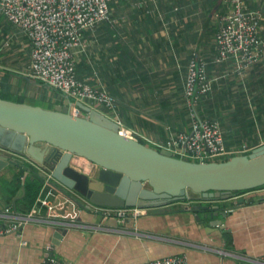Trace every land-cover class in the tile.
Listing matches in <instances>:
<instances>
[{
    "label": "crops",
    "instance_id": "1",
    "mask_svg": "<svg viewBox=\"0 0 264 264\" xmlns=\"http://www.w3.org/2000/svg\"><path fill=\"white\" fill-rule=\"evenodd\" d=\"M112 1L118 5L113 7V27H117V34L115 31L114 39L111 35L108 37L100 24L94 32L86 35L90 45L88 53L80 60L79 77L113 90L117 114L125 127L135 134V138L143 139L155 148L179 133H192L193 119L184 92L189 61L192 57L207 61L215 57L217 15L227 0L222 4L219 0ZM212 1L215 2L209 4ZM252 2L254 7L264 8V4L257 0ZM161 12L169 21L166 20L159 29L146 22L148 15L163 21ZM8 22L0 14V84L4 68L2 34ZM11 30V33H17L18 39L9 46L5 42L3 47L4 51L12 50L13 64L9 67L14 71L13 84L15 89L22 86V91L31 96L28 88L33 87L31 83L38 85V79L29 75V38L14 25ZM209 75L218 85L209 102L201 100L199 107L205 115L211 114L213 119L221 122L229 149L243 148L238 153L242 154L246 153L244 147L252 152L263 145L264 127L252 130L234 116L236 94L241 86L233 74L232 64H210ZM250 76L251 73L247 76L248 81ZM253 76L258 78L257 69ZM22 79L27 82L25 86ZM41 94L43 96L42 90ZM47 97L51 105L48 108L64 104L68 99L58 90L49 91ZM80 107L89 117L116 121V115L101 105L82 101ZM21 138L0 127V146L17 147L22 144ZM72 165L86 173L85 169L93 170L82 157L75 156ZM10 169L0 171V226L3 227L18 221L6 214L7 208L11 207L17 217L27 214L20 206L24 197L17 200L15 209L14 201L22 195V189L16 192L19 169H13L15 172ZM145 191L140 188L136 196H128L130 203L136 205L127 208L139 209L140 214H129L122 219L97 206L88 209L68 206L64 194L54 192L50 186H42L38 198L56 206V217L48 219L50 205H42L36 219L18 231L0 235V264H45L51 252L71 264H143L179 255H186L191 264H253L255 260H263L262 189L239 193L236 198L220 192L196 197L203 205L234 208L223 220L225 229L220 225L201 224L196 220V214L183 211L180 205L149 207L162 204L164 199H148ZM240 198L246 199L247 203L238 206ZM58 228L67 232L56 239ZM228 234L232 236L231 246L228 245ZM56 240L58 244L54 243Z\"/></svg>",
    "mask_w": 264,
    "mask_h": 264
},
{
    "label": "water",
    "instance_id": "2",
    "mask_svg": "<svg viewBox=\"0 0 264 264\" xmlns=\"http://www.w3.org/2000/svg\"><path fill=\"white\" fill-rule=\"evenodd\" d=\"M73 104L67 99L45 108L0 97V127L22 136L17 147L0 146V171L23 170L22 195L15 199V209L17 200L26 196L28 178L64 194L68 206L83 209L134 207L128 196H136L141 188L147 190L148 199H164L149 207L180 205L183 211L196 214L201 224L225 229L223 220L234 208L203 205L196 197L220 192L236 198V192L264 187V144L250 154L224 161H193L127 137L111 119L74 116ZM75 156L86 158L96 168L89 174L79 171L72 165ZM245 203L246 199H238V206ZM66 232L58 228L56 239Z\"/></svg>",
    "mask_w": 264,
    "mask_h": 264
},
{
    "label": "built area",
    "instance_id": "3",
    "mask_svg": "<svg viewBox=\"0 0 264 264\" xmlns=\"http://www.w3.org/2000/svg\"><path fill=\"white\" fill-rule=\"evenodd\" d=\"M112 0H0V14L20 29L28 38L30 74L47 86L61 91L74 102L88 101L105 107L116 115L120 132L135 137L125 127L117 114L116 99L103 85L92 84L78 75V64L88 53L86 35L112 19ZM253 0H227L225 8L218 13L216 32L217 53L213 60L194 57L188 65L185 97L193 119L192 133H179L159 148L171 150L177 157L195 161H211L238 151L227 147L225 132L218 120L202 119L197 111L200 98L214 88L215 79L209 75L210 64L231 63L233 74L246 81L252 68L264 61V10L254 7ZM162 16V15H161ZM9 46V41L6 42ZM74 116H81V109L74 104ZM244 151H249L244 147ZM85 159V158H84ZM91 168H96L89 160ZM92 172V170L90 171ZM88 172V174L90 173ZM49 206L48 200L38 198L36 204L23 217L14 216L11 207L6 214L18 219L8 227L0 226V235L18 231L22 226L40 215V206ZM109 214L116 213L122 219L130 214L137 216L139 209L105 208ZM56 206L50 205L48 219L56 217ZM45 264H71L56 256H50ZM143 264H191L186 255L170 256ZM253 264H264L255 260Z\"/></svg>",
    "mask_w": 264,
    "mask_h": 264
},
{
    "label": "trees",
    "instance_id": "4",
    "mask_svg": "<svg viewBox=\"0 0 264 264\" xmlns=\"http://www.w3.org/2000/svg\"><path fill=\"white\" fill-rule=\"evenodd\" d=\"M214 2L215 1H212L209 4L214 3ZM117 6L118 5L115 1L110 2V7L112 9V16H111L112 19H111V21H106V22L102 23V26L104 27L106 33L108 34V37L111 35L113 37V39H114L113 34L115 33V31L117 34V30H116L117 27L116 28L113 27V24H115V22L113 21V7L117 8ZM213 6H214V4H213ZM178 12L174 13V15H176ZM141 13H143L142 10H141ZM162 20L163 21H160V19L150 17L148 15L146 22L153 23L155 28L159 29L163 23H166V20L169 21V19L167 17H165V15L163 13H162ZM8 23L9 24L6 25L5 31H3L4 33L2 34V65L4 66V68H2V81L0 84V97L15 100L18 102H28V103H30V101H32V100H35L36 98H39L42 101H45L46 103L49 104L47 94L51 90L55 91V89L46 88V86L43 85V83L39 80H38V85H40V89L43 92L42 97H35L32 95L29 96L26 91H22V89H21L22 86L16 88L17 90L15 89V85L13 84V75H14V73H13L14 71L12 70L13 67H9L10 65L13 64V62L11 61L13 58V56L11 55L12 50L4 51V47H3L5 42L9 41V43H11L14 40L11 37H9L10 33L12 31L11 30L12 24L10 22H8ZM115 38H116V36H115ZM192 58H194V57H192ZM191 59H190V61H191ZM190 61H189V63H190ZM78 66H79V64H78ZM255 69H257L259 72L258 78L253 76ZM250 73H251V76H250L249 81L246 80V81H241V82L239 81L238 82V83H240L241 87H240V91H238L236 94L238 97L234 103L235 104L234 116L237 117L239 122L240 121L245 122V124L247 126H249L250 129L253 130L256 127H261V126L264 127V61L256 64L252 68ZM187 74H188V71H187ZM22 84H27L25 79H22ZM217 85L218 84L214 83L213 90L210 93H207L206 95L202 96L198 102L197 111H198V114L200 115L201 118H204V119L209 118L212 120L214 117L211 114L205 115L202 111V108L199 107V103L201 100L209 102L211 94L217 88ZM41 86H43V87L41 88ZM19 88H20V90H19ZM108 90L114 95L113 90H111L109 87H108ZM184 92H185V85H184ZM233 95H234V93H233ZM114 97L116 98L115 95H114ZM116 104H117V101H116ZM241 116H243L242 120H240ZM213 120H217V119H213ZM262 134L263 135H261V136L263 138L264 137V131H262ZM245 136L247 137L248 135H245ZM256 136L259 137L260 135H256ZM226 144H227V147L229 148V142ZM242 149L243 148H240L238 150H234V151H238V152L237 153L236 152L231 153L230 155L224 156L223 158L229 159V158L233 157L234 155L240 153ZM22 178H23V170H19L18 175L16 176V181H17L16 192H19L22 188ZM42 186L43 185L36 179H31V178L27 179V182H26L27 193H26V196L21 200V204H20V206H23L25 208V211H24L25 214L28 213L32 209V207L36 204L37 199L39 197V194L41 192ZM262 188L263 187L258 188V189H262ZM254 190H256V189H254ZM249 191H252V190H249ZM244 192H248V191H244ZM244 192H236V194L244 193ZM227 237H228V245L231 246L232 236H230L228 234Z\"/></svg>",
    "mask_w": 264,
    "mask_h": 264
},
{
    "label": "rangeland",
    "instance_id": "5",
    "mask_svg": "<svg viewBox=\"0 0 264 264\" xmlns=\"http://www.w3.org/2000/svg\"><path fill=\"white\" fill-rule=\"evenodd\" d=\"M260 1H262V2H260ZM257 2H259V3H263L264 4V0H257ZM251 3L253 4V2L251 1ZM258 3V4H259ZM225 8V7H224ZM264 9V8H263ZM16 33V32H15ZM17 34V33H16ZM16 34H13V33H10V36L9 37H11L12 39H14V42H15V40L16 39H18V37H17V35ZM8 37V38H9ZM16 79V78H15ZM32 85H33V87H31L30 86V88H28V90L29 91H31V94L32 95H34L35 97H42V94H41V90H39L40 89V87H38V85H36V83H31ZM24 86H25V84H24ZM47 87V86H46ZM48 88V87H47ZM30 103L31 104H34V105H41V106H43V107H51V105L50 104H48V103H46L45 101H42L41 99H39V98H36L35 100H32V101H30ZM139 136V135H138ZM143 142H145L146 144H148V145H150V146H152V144H150L149 142H146L145 140H143V139H141ZM250 153H252L251 151H246V153H242V154H250ZM191 160V159H190ZM212 161H224V160H227V159H225V158H223V156H221V157H216V158H213V159H211Z\"/></svg>",
    "mask_w": 264,
    "mask_h": 264
},
{
    "label": "bare ground",
    "instance_id": "6",
    "mask_svg": "<svg viewBox=\"0 0 264 264\" xmlns=\"http://www.w3.org/2000/svg\"><path fill=\"white\" fill-rule=\"evenodd\" d=\"M31 77H33L31 74H29ZM35 78V77H34ZM35 79H37V78H35ZM39 80V79H38ZM39 81H41V80H39ZM43 83V82H42ZM45 84V83H44ZM46 85V84H45ZM49 87V86H48ZM49 88H51V89H54V88H52V87H49ZM55 90H57V89H55ZM59 91V90H58ZM59 92H61V91H59ZM62 93V92H61ZM63 94V93H62ZM66 96V95H65ZM67 97V96H66ZM68 99H70L69 97H67ZM74 104H78V103H80V102H82V101H79V102H74L72 99H70ZM74 104H73V106H74ZM72 106V107H73ZM78 106V105H77ZM55 107V106H54ZM53 107V108H54ZM80 109H81V107L80 106H78ZM46 108H48V107H46ZM81 111H82V109H81ZM71 113H72V108H71ZM82 115H84V113L82 112ZM81 115V116H82ZM125 135V134H124ZM127 136V135H126ZM127 137H130V136H127ZM132 138H135V137H132ZM153 147V146H152ZM157 149H164V148H157ZM253 152V151H252ZM238 155V154H237ZM235 156V155H234ZM76 157H78V156H76ZM83 158V157H82ZM86 159V158H85ZM190 160V159H189ZM193 161H195V160H193ZM212 161V160H211ZM87 172H90L91 170L88 168V169H85ZM262 190L264 191V187L262 188ZM118 209H122V208H118ZM126 209H135V208H126ZM229 225V224H228ZM230 231V230H229ZM248 256V255H247Z\"/></svg>",
    "mask_w": 264,
    "mask_h": 264
}]
</instances>
